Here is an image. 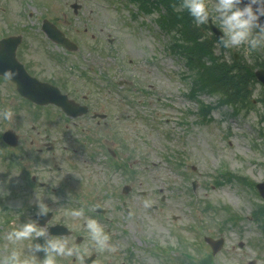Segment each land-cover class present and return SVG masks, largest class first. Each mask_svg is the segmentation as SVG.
<instances>
[{
    "label": "rangeland",
    "instance_id": "obj_1",
    "mask_svg": "<svg viewBox=\"0 0 264 264\" xmlns=\"http://www.w3.org/2000/svg\"><path fill=\"white\" fill-rule=\"evenodd\" d=\"M20 1L28 5H23L24 3ZM104 1L0 0V3L1 7L7 8V25H13V22L26 24L29 50L23 51L22 57L32 63L39 79L46 81L53 78L56 83L66 82L69 86L67 94H75L79 101L80 98L90 99L92 106L89 108L90 112L105 114L107 119L91 121L83 117L79 121H83L92 133L109 145L112 140L120 141L134 156L132 160L136 167V175L133 182L128 183L132 189V198L126 205L131 212L130 218L125 222L129 227L127 229L129 236L126 240L129 238L139 240L144 237L162 246L169 244L177 247V238H179L180 242L183 239L185 243H189L190 250L187 249V252L194 256L196 254L191 252L190 247V243L194 242V236L188 230L190 224L203 225L207 236L221 235V221L225 213L215 214L206 211L205 205L210 203L211 207L221 210L224 206L231 208L238 214V219L244 218L237 227L222 231L221 237L226 243L222 252L214 258V264H264V253L260 254L250 245L251 242L261 241L260 229L253 224L250 214L255 203L264 202L256 200L255 196L252 197L245 191L246 188L235 183L216 188L211 185L210 178L214 175V171L224 168L233 174L247 177L252 183L264 184V152L258 153L250 149L252 142L261 143L263 140L264 145L261 131L259 132L263 127L259 126L257 114L264 113V106L260 103L264 99V90L257 88L254 92L255 109L249 115L241 111L233 119L222 122L224 115L231 116V110L221 108L213 114V121L210 124L196 123L192 115L198 107L195 101L186 97L190 85L183 76L185 75L183 64L177 57L166 53V45L169 41L167 39L161 41L160 38L153 40V44L157 43L155 46L160 48L155 51L147 42V40L150 42L147 34L140 31L144 30L140 26L141 20L130 23L128 12L124 11L121 15L113 13V10L109 12ZM123 1L113 0L112 4L119 7ZM76 3L80 7L77 16H74V11L70 8ZM207 3L210 8L214 7L215 0H207ZM19 11L26 13L23 15L26 19L21 23L19 21L22 16ZM44 18L56 25L60 32L77 45L79 49L76 53H66L62 47L52 44L48 39L50 45L46 44L45 38L40 33ZM3 20L0 16V33L6 31ZM29 25L33 26L31 30L28 28ZM12 32L18 34L17 31L12 30ZM228 50L230 53H225L227 61L238 53L249 62H253L259 54L264 55V48L251 55L243 47ZM59 54L68 58L62 66L49 57ZM69 66L74 70L70 71ZM113 70L117 71L116 75L120 77V85L128 83L132 86L130 91L127 89L126 99L137 105L136 107H129L126 101L120 99L118 94L120 89L110 91L107 87L111 85H107L106 81L102 80L104 74L115 76L111 73ZM84 71L88 72L89 81H95L94 86L83 81L84 78L78 79V72ZM122 94H125L124 91ZM198 96L203 104L216 103V98L211 96L205 94ZM14 98L9 87L2 84L0 110L11 109L14 116L9 121L0 119V134L8 129L16 131L23 151L25 154L29 153V156L25 157L22 152L21 157L24 160L29 157L34 160L35 151L42 148L49 140L53 142L55 152L45 154L47 162L41 163L40 166H55L61 172L44 175L41 171L40 174L37 173L38 175L60 184L73 177L74 172L68 168L67 162L71 160L74 162L73 159H77L75 162L81 169V175L88 178L84 169L87 163L72 156L70 150L73 142L65 143L64 131L58 130L51 119L43 117L34 122L26 111H15L19 104ZM33 128L36 132H32ZM158 128L168 133L169 137L164 139L162 132L158 133ZM48 129L49 131L45 133ZM69 131L71 134L74 133L72 129ZM30 141L36 143L31 150L28 149ZM113 143L114 148L118 149ZM63 146L68 147L69 151L62 152ZM111 148L114 150L112 146ZM177 153L183 155L182 160L188 165L189 172L197 183L195 205L191 204L187 190L189 184L175 170L170 172L168 168L166 156H175ZM255 160L260 165L256 166ZM5 174V170L0 166V197L2 198L9 191H14L16 188L19 190L15 176L8 172V176ZM95 178H90L91 181H95L92 183L94 188L101 180V177L97 180ZM121 182L114 184L117 190L121 187ZM31 201V207H35V197ZM20 204L21 201L15 199H5L1 202V206L6 207V211L9 212H17ZM97 204L108 210L115 203L101 198L97 200ZM152 207H155L153 212L149 211ZM69 210L64 205L56 207L55 221L64 219L72 227L83 229V220L70 218L67 215ZM29 220L30 216L25 214L23 217H14L3 225L0 218V256L6 252L3 233L13 226V221L18 224L20 221L26 223ZM125 244H120L119 249L108 251L109 255L100 258L98 264H122L118 252L126 247ZM38 255L43 259V253ZM260 255L261 258L258 257ZM111 256L115 258L114 262Z\"/></svg>",
    "mask_w": 264,
    "mask_h": 264
},
{
    "label": "clouds",
    "instance_id": "obj_2",
    "mask_svg": "<svg viewBox=\"0 0 264 264\" xmlns=\"http://www.w3.org/2000/svg\"><path fill=\"white\" fill-rule=\"evenodd\" d=\"M181 8L188 12L198 28L210 23L216 25L221 33L219 44L225 49L243 47L251 55L264 48V0H215L211 8L207 0H182ZM6 75L11 78L14 74ZM13 116L11 109L0 111V119L5 121L12 120ZM13 175L16 176L14 172ZM44 197L43 189L35 192L37 219L18 224L13 221V226L3 233L6 252L0 256V264H60L64 258H75L83 264L80 248L70 246L67 237L53 236L40 225L39 218L48 217L53 211ZM2 213L5 217H19L11 212ZM67 215L73 220L84 221L88 236L98 251L115 250L110 245V236L97 220L86 216L84 208H73ZM41 239L43 243L38 242ZM39 253L44 254L43 259Z\"/></svg>",
    "mask_w": 264,
    "mask_h": 264
},
{
    "label": "trees",
    "instance_id": "obj_3",
    "mask_svg": "<svg viewBox=\"0 0 264 264\" xmlns=\"http://www.w3.org/2000/svg\"><path fill=\"white\" fill-rule=\"evenodd\" d=\"M157 2L162 8L164 7L167 14L166 18L170 22L175 23V18L176 23L178 25L180 24L178 31L182 33L185 40L189 41L188 44L190 45L185 47L186 51H188L193 61L200 64L199 67L201 68L203 76L211 79V81L202 83L203 88L217 84V89L219 88L218 85L226 89L227 92L225 94L229 95V98L243 97L242 93L245 92L246 87L253 80V71L251 68L245 65L242 66L239 62L229 65L219 61L214 55V50H212L214 42H217L216 39L211 38V42L205 41L201 43L198 40L200 36L197 35V30H195L192 18L188 16V13H177L174 16V7L172 6L171 0H157ZM203 56L207 58L208 62L212 63V67L205 66L202 62Z\"/></svg>",
    "mask_w": 264,
    "mask_h": 264
},
{
    "label": "water",
    "instance_id": "obj_4",
    "mask_svg": "<svg viewBox=\"0 0 264 264\" xmlns=\"http://www.w3.org/2000/svg\"><path fill=\"white\" fill-rule=\"evenodd\" d=\"M214 31H215V29L214 28H212Z\"/></svg>",
    "mask_w": 264,
    "mask_h": 264
}]
</instances>
